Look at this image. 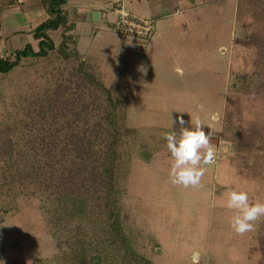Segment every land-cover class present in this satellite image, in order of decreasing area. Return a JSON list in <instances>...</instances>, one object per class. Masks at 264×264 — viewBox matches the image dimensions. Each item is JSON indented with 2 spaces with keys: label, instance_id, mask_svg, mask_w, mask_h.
<instances>
[{
  "label": "rangeland",
  "instance_id": "obj_1",
  "mask_svg": "<svg viewBox=\"0 0 264 264\" xmlns=\"http://www.w3.org/2000/svg\"><path fill=\"white\" fill-rule=\"evenodd\" d=\"M88 1L68 0L73 9ZM136 1L123 3L132 14L154 17L146 0ZM195 2L193 10L166 16L173 27L162 30L153 18L157 35L146 41L78 26L79 42L68 45L77 57L65 62L62 52H50L22 59L1 75L0 264H70L76 222L55 224L57 207L43 184L46 157L34 154L28 139L43 129L42 122L31 123L34 101L82 59L125 112L118 185L135 250L153 264H264V218L238 235L222 206L228 186L246 188L250 201L264 202V0ZM106 18L112 24L114 15ZM61 33L50 32L56 46ZM5 36L0 28V55H13L3 53ZM18 38L21 45L33 42L30 35ZM177 116L185 127L198 116L216 150L198 188L169 181L162 134L179 131V123L172 124Z\"/></svg>",
  "mask_w": 264,
  "mask_h": 264
},
{
  "label": "trees",
  "instance_id": "obj_2",
  "mask_svg": "<svg viewBox=\"0 0 264 264\" xmlns=\"http://www.w3.org/2000/svg\"><path fill=\"white\" fill-rule=\"evenodd\" d=\"M15 2L4 0L0 11ZM65 3L66 0H42L48 18L31 31L37 50L26 43L13 55H0V77L22 59L44 58L55 51L64 54L65 62L78 56L68 47L74 40L69 33L73 26L68 23ZM60 28L61 40L56 46L50 32ZM87 66L84 59L80 60L65 77H55L53 86L34 101L32 111L36 116L31 123L42 122L38 126L43 129L28 139L33 153L46 157L48 177L43 184L50 189L57 207L55 224L76 222L66 260L70 264H153L135 250L124 228L118 166L126 134L125 112L111 90ZM262 242L264 245V237Z\"/></svg>",
  "mask_w": 264,
  "mask_h": 264
},
{
  "label": "clouds",
  "instance_id": "obj_3",
  "mask_svg": "<svg viewBox=\"0 0 264 264\" xmlns=\"http://www.w3.org/2000/svg\"><path fill=\"white\" fill-rule=\"evenodd\" d=\"M176 122L180 125L178 132L172 130L162 134L170 154V167L167 170L169 181L185 188L201 187L206 172L204 165H212L216 160V150L210 142V133H205L203 126L206 124L198 116L191 118V127L184 126L183 116L172 120V124ZM222 206L232 213L228 217L229 227L238 235L253 231L256 222L264 218V202L250 201L246 188L228 186L223 193Z\"/></svg>",
  "mask_w": 264,
  "mask_h": 264
},
{
  "label": "crops",
  "instance_id": "obj_4",
  "mask_svg": "<svg viewBox=\"0 0 264 264\" xmlns=\"http://www.w3.org/2000/svg\"><path fill=\"white\" fill-rule=\"evenodd\" d=\"M137 0L136 2H139ZM148 13L151 18L160 20V26L162 30L164 28L173 27L170 22L164 19L169 14L184 13L189 10H193L197 7L195 0H146ZM39 2L41 5H39ZM88 5H78V8H72L69 5L68 0L64 5V9L68 15V23H71L73 28L69 33L73 36L74 47L80 40V35L75 36L74 32L77 31L78 26L86 27V30L90 31V34H96L98 28H112L111 20L106 17L105 8L115 0H90ZM92 2V4H91ZM38 5V6H37ZM68 5V6H67ZM167 11L166 14L162 12ZM48 18V14L43 7L42 0H16L14 4L4 6L0 11V28L5 36L3 47L5 51L3 53H13L16 50H20L24 47L25 39L22 38L24 45L18 44L19 36L30 35L32 37V29L38 26L40 23ZM99 26V27H96ZM157 25H155V31L153 36L157 35ZM59 30V29H58ZM114 30V29H113ZM57 31V30H56ZM33 38V37H32ZM78 40V41H77ZM28 43V42H27ZM32 46L37 41L33 39L30 42ZM10 45V46H9ZM12 48V49H11ZM34 49V46H33ZM83 54V53H82ZM1 258V257H0Z\"/></svg>",
  "mask_w": 264,
  "mask_h": 264
},
{
  "label": "built area",
  "instance_id": "obj_5",
  "mask_svg": "<svg viewBox=\"0 0 264 264\" xmlns=\"http://www.w3.org/2000/svg\"><path fill=\"white\" fill-rule=\"evenodd\" d=\"M105 11L106 14L112 13L114 15L111 26L119 33L146 41L155 31V22L153 18L132 14L124 6L123 0H115L113 4L105 8Z\"/></svg>",
  "mask_w": 264,
  "mask_h": 264
}]
</instances>
